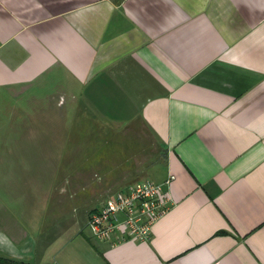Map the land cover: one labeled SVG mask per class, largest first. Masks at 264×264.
Instances as JSON below:
<instances>
[{
  "label": "crops",
  "instance_id": "crops-1",
  "mask_svg": "<svg viewBox=\"0 0 264 264\" xmlns=\"http://www.w3.org/2000/svg\"><path fill=\"white\" fill-rule=\"evenodd\" d=\"M0 95L24 126L50 128L41 142L57 126L66 143L86 121L113 128L72 165L98 201L88 215L150 172L173 177L149 239L73 231L85 264H264V0H0ZM127 128L156 162L123 165Z\"/></svg>",
  "mask_w": 264,
  "mask_h": 264
},
{
  "label": "rangeland",
  "instance_id": "rangeland-1",
  "mask_svg": "<svg viewBox=\"0 0 264 264\" xmlns=\"http://www.w3.org/2000/svg\"><path fill=\"white\" fill-rule=\"evenodd\" d=\"M10 102L9 108L7 103L4 108L0 104V255L31 264H85L88 240L72 233L79 229L91 235L86 217L98 201L85 200L90 192L82 189L86 183L81 175L73 177L72 165H82L85 160L81 152L90 144L95 155L100 153L95 134L106 135L110 144H114L116 134L111 127L89 125L87 121L84 124L80 117L83 124L73 130L85 134L83 141L63 142L66 127L57 126L52 127V132L56 131L59 141L41 142L39 135L51 133L50 128L24 126L22 111ZM131 129L120 134L125 155L132 154L123 165L129 167L151 159L156 162L160 148L151 146L149 140L133 141ZM90 137L95 139L92 143ZM132 143L134 151L130 149ZM71 146L74 152L67 153ZM150 173L145 177L155 176Z\"/></svg>",
  "mask_w": 264,
  "mask_h": 264
},
{
  "label": "built area",
  "instance_id": "built-area-1",
  "mask_svg": "<svg viewBox=\"0 0 264 264\" xmlns=\"http://www.w3.org/2000/svg\"><path fill=\"white\" fill-rule=\"evenodd\" d=\"M172 178L170 175L163 182L143 178L117 189L88 215L85 225L91 236L111 244L123 239H149L153 224L172 202L167 189Z\"/></svg>",
  "mask_w": 264,
  "mask_h": 264
},
{
  "label": "trees",
  "instance_id": "trees-1",
  "mask_svg": "<svg viewBox=\"0 0 264 264\" xmlns=\"http://www.w3.org/2000/svg\"><path fill=\"white\" fill-rule=\"evenodd\" d=\"M0 264H31V263L11 259V258L0 255Z\"/></svg>",
  "mask_w": 264,
  "mask_h": 264
}]
</instances>
